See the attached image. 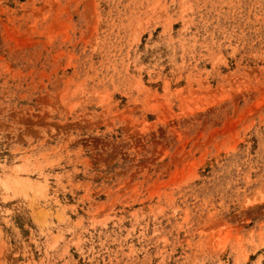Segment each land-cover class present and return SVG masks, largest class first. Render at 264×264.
<instances>
[{
  "label": "rangeland",
  "instance_id": "rangeland-1",
  "mask_svg": "<svg viewBox=\"0 0 264 264\" xmlns=\"http://www.w3.org/2000/svg\"><path fill=\"white\" fill-rule=\"evenodd\" d=\"M0 264H264V0H0Z\"/></svg>",
  "mask_w": 264,
  "mask_h": 264
}]
</instances>
